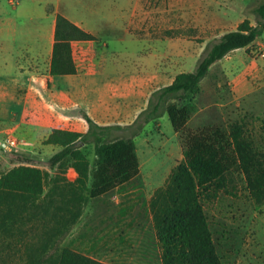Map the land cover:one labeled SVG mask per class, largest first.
<instances>
[{
  "label": "trees",
  "instance_id": "obj_1",
  "mask_svg": "<svg viewBox=\"0 0 264 264\" xmlns=\"http://www.w3.org/2000/svg\"><path fill=\"white\" fill-rule=\"evenodd\" d=\"M253 11L255 24L244 18L235 29L208 39L194 68L152 91L131 124L100 125L84 113L86 131L53 128L43 140L59 148L49 158L50 171L28 163L0 168V235L12 233L25 212L31 217L39 213L41 219L42 233L23 243L20 264H108L63 246L61 240L90 199L139 176L133 138L163 114L177 133L182 159L148 201L160 262L222 264L201 199L240 175L251 198L264 202V112L255 115L239 107L242 98L231 111L234 118L228 115L227 121L197 128L188 121L197 110L194 97L210 67L236 48L251 55V46L264 34V0ZM53 37L49 73L75 74L71 41L93 36L57 14ZM222 88H227L226 82Z\"/></svg>",
  "mask_w": 264,
  "mask_h": 264
},
{
  "label": "rangeland",
  "instance_id": "obj_2",
  "mask_svg": "<svg viewBox=\"0 0 264 264\" xmlns=\"http://www.w3.org/2000/svg\"><path fill=\"white\" fill-rule=\"evenodd\" d=\"M90 1L65 0V3L77 15L98 17L77 21L76 25L93 36L90 40L95 41L97 54L103 60L117 54L121 45H128L130 50L138 44L156 49L163 39L171 38L170 35L184 34L183 37H191L196 41L205 40L224 31L221 26L230 27L244 18L255 24L253 9L261 0H116V3L108 0L115 12L110 19L102 17L107 16L108 11L99 14L88 12L86 7ZM96 1L95 6H99L101 1ZM192 19L197 23L196 27L191 26ZM21 23L26 27L36 25V30L40 32L37 36L39 42L44 40L41 29L46 26V20H23ZM85 26L93 30H86ZM260 49L264 50V34L258 38V43L251 46V55L259 57L255 54ZM39 63L45 66V55L39 57ZM221 77L217 73L223 85ZM255 85L239 107L256 115L264 112V84L257 79ZM204 87L209 89L212 86L206 81ZM228 91V86L220 91L219 97L225 100V104L221 117H216L217 121L214 122L227 121L228 115L234 118L231 111L239 103L230 101ZM213 113L216 114L215 111ZM23 119L27 120V117ZM79 121L71 118L57 125L80 131ZM150 125L135 140L139 176L107 194L90 199L76 223L62 238L63 246L110 264H161L151 232L148 201L158 186L165 183L171 169L181 161L182 152L178 140L172 136L168 118L158 125ZM13 127V120L0 126V168L7 170L14 165L28 163L50 171L49 158L59 149L51 144H43L50 129L44 127L41 131L27 135ZM8 137H14L18 143L15 147L4 149L1 143ZM87 154L92 159L90 150ZM153 170L162 175L157 183L154 181ZM215 191L216 194L211 193L201 201L222 264H264V202L256 203L251 198L240 175L233 176L223 188ZM27 213L22 223L13 227L12 233L0 235V264H20L24 258L23 243L40 237L42 224L39 213L37 217ZM137 223L141 228L134 226ZM124 225L128 226L135 237L128 243L116 244V247L123 246L125 249L117 254L113 249L115 244L112 232L115 227L120 229Z\"/></svg>",
  "mask_w": 264,
  "mask_h": 264
},
{
  "label": "crops",
  "instance_id": "obj_3",
  "mask_svg": "<svg viewBox=\"0 0 264 264\" xmlns=\"http://www.w3.org/2000/svg\"><path fill=\"white\" fill-rule=\"evenodd\" d=\"M100 1L99 6H95L96 0L90 1L87 11L91 14L108 11V15L102 17L113 18L115 12L111 9V2ZM69 9L65 0H0V126L13 120L14 129L30 135L44 127L50 130L65 128L58 127V122L74 118L81 120L80 132H84L87 129V122L82 117L84 113L100 125H129L147 106L152 91L170 84L177 73L194 68L209 39L199 42L191 37H171L163 39L156 49L138 44L130 50L128 45H121L117 54L103 60L97 54L94 40H72L76 73L51 75L49 61L56 15L61 14L75 24L96 17L80 16ZM23 20H46V26L41 29L44 36L41 43L36 25L22 26ZM241 20L230 27L221 26L225 30L215 36L235 29ZM190 22L191 26H197L194 19ZM85 28L93 30L91 27ZM255 43H258V38ZM44 55L45 66L39 63V57ZM217 73L221 74L228 86L230 101L238 104L240 99L253 91L257 79L264 84V58L247 54L245 48H236L215 62L200 82L201 91L194 97L198 103L196 112L188 121L191 128L213 123L223 113L225 100L219 97L222 83ZM206 81L212 86L209 89L204 87ZM214 111L217 115H214ZM25 117L27 120L23 119ZM166 118L167 115L163 114L145 124L142 131L133 138L134 144L136 138L151 127L149 124L158 125ZM192 121L195 123L190 125ZM171 131L175 140H178L177 133L173 129ZM161 178L162 175L154 171L155 183ZM126 226L120 229L115 227L112 232L115 244L113 249L117 254L125 249L123 246L116 247V244L128 243L135 237ZM134 226L141 228L138 223ZM150 226L157 244L152 220ZM157 250L160 260L158 245Z\"/></svg>",
  "mask_w": 264,
  "mask_h": 264
},
{
  "label": "built area",
  "instance_id": "obj_4",
  "mask_svg": "<svg viewBox=\"0 0 264 264\" xmlns=\"http://www.w3.org/2000/svg\"><path fill=\"white\" fill-rule=\"evenodd\" d=\"M77 53H79V51L77 50ZM256 56L259 57H264V50L260 49L259 51L256 52L255 54ZM17 140L14 137H8L6 139V141L2 142L1 145L2 147L5 148H12L15 147L17 145Z\"/></svg>",
  "mask_w": 264,
  "mask_h": 264
}]
</instances>
